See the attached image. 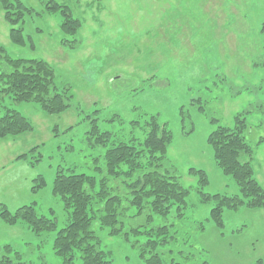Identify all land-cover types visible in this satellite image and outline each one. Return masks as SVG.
<instances>
[{"label":"rangeland","instance_id":"obj_1","mask_svg":"<svg viewBox=\"0 0 264 264\" xmlns=\"http://www.w3.org/2000/svg\"><path fill=\"white\" fill-rule=\"evenodd\" d=\"M25 14V45L9 39L0 7V45L12 59H41L53 69L58 90L67 89L69 109L45 115L36 103L0 99V110L26 117L33 132L0 139V207L10 214L35 204L38 215L55 219L57 229L35 234L23 222L0 218V247L9 245L27 264H63L53 250L56 232L68 213L51 192L57 171L85 174L96 181L112 142L138 147L145 122L156 116L172 139L163 169L178 177L188 194L178 216L171 205L166 217L146 205L138 213L129 203L132 179H108L113 194L123 198L117 219L119 235L96 218L91 230L111 264H146L140 248L148 239L167 243L153 250L166 264H254L264 260V208L225 210L223 227L210 219L207 195H238L231 177L216 166L208 135L218 126L233 128L245 120L243 137L251 147L254 176L264 190V0H53L68 8L80 28L62 46L60 12L48 13L39 0H20ZM92 120L108 132L109 145L94 144ZM29 161L16 158L28 153ZM32 163L33 166L29 165ZM189 168L203 170L207 184ZM42 177L45 186L31 191ZM166 226L164 235L144 232ZM135 229L139 234L135 233ZM75 255L73 264H79Z\"/></svg>","mask_w":264,"mask_h":264},{"label":"trees","instance_id":"obj_2","mask_svg":"<svg viewBox=\"0 0 264 264\" xmlns=\"http://www.w3.org/2000/svg\"><path fill=\"white\" fill-rule=\"evenodd\" d=\"M45 3L48 13L60 12L62 21L60 44L64 47L71 43L69 37H74L80 24L72 17L68 8L53 0H39ZM3 19L9 26V39L18 46L25 45L22 34L26 9L20 0H0ZM9 97L13 103H36L45 115H60L69 109L71 95L67 89L58 90L54 84L52 67L41 59H12L0 45V99ZM233 128L218 126L207 137V144L212 148L216 166L221 172L232 178L239 194L233 196L207 195L200 193L201 201H213L210 219L217 228L223 227L222 214L225 210L246 208L258 210L264 208V190L254 176L251 164V147L243 137L245 120L237 115L234 117ZM91 137L94 144L107 147L109 145L108 132H101L95 120H92ZM33 132L30 121L13 109L0 110V139L18 137ZM171 132L166 124H160L156 116H150L145 122L144 140L138 147L125 142H112L102 156L103 166L98 169L105 174L99 181L98 188L93 177L85 174H65L57 171L51 192L58 196L64 210L68 213L66 225L56 232L53 240L54 253L63 259V264H73L78 255L79 264H111L107 253L99 248V241L91 230L94 219H98L101 226L110 228V235L121 233V224L117 219L122 209L123 198L113 194V188L108 187V179L124 177L132 179L127 184L132 193L129 203L140 213L146 205L148 209L161 217H166L171 205H177L178 216L185 205L188 191L179 184L178 177L169 175L164 169L165 155L171 142ZM28 153L16 159L29 161ZM29 165L33 166L30 162ZM188 174L198 179V190L207 184V176L203 170L189 168ZM31 188L33 193L45 186L42 177L34 181ZM35 204L22 206L15 213L10 214L0 207V218L8 224L23 222L35 234L50 232L57 229L56 220L46 218L36 213ZM139 234L137 229L134 230ZM167 227L157 231L144 232L148 237L154 234L164 235ZM167 243L166 238L160 241L148 239L140 248V257L146 264H166L153 250L159 244ZM0 264H27L22 261L19 252L9 245L0 247ZM167 264H179L170 261ZM254 264H264V260H257Z\"/></svg>","mask_w":264,"mask_h":264}]
</instances>
